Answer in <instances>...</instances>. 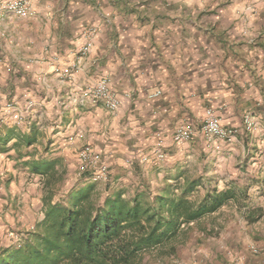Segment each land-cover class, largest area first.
I'll list each match as a JSON object with an SVG mask.
<instances>
[{
	"label": "crops",
	"instance_id": "1",
	"mask_svg": "<svg viewBox=\"0 0 264 264\" xmlns=\"http://www.w3.org/2000/svg\"><path fill=\"white\" fill-rule=\"evenodd\" d=\"M30 1L33 16L7 13L0 22V126L35 134L26 148L0 153V243L40 213L42 184L27 159L77 162L89 144L112 171L152 157L160 137L173 170L192 155L214 166L202 180L216 179L219 190L247 188L245 200H229L201 221L214 230L208 241L224 249L215 246L213 257L229 264L244 256L246 235L264 230V0H61L68 5L61 15L55 0ZM90 25L96 30L87 35ZM86 43L89 50L77 52ZM101 79L120 99L113 113L85 95ZM206 107L237 134L174 143L175 127L197 129ZM247 112L255 121L249 130ZM31 194L35 211L20 216ZM225 228L234 230L214 234ZM246 255V264H264Z\"/></svg>",
	"mask_w": 264,
	"mask_h": 264
},
{
	"label": "trees",
	"instance_id": "2",
	"mask_svg": "<svg viewBox=\"0 0 264 264\" xmlns=\"http://www.w3.org/2000/svg\"><path fill=\"white\" fill-rule=\"evenodd\" d=\"M34 137L0 126V153L26 148ZM24 165L42 184L40 213L33 228L20 229V245L0 243V264H165L191 232H208L202 220L229 200L247 198V188L219 190L185 172L156 191L138 186L129 194L100 190L88 175L62 187L56 160L29 158ZM244 217L256 219L252 212Z\"/></svg>",
	"mask_w": 264,
	"mask_h": 264
},
{
	"label": "rangeland",
	"instance_id": "3",
	"mask_svg": "<svg viewBox=\"0 0 264 264\" xmlns=\"http://www.w3.org/2000/svg\"><path fill=\"white\" fill-rule=\"evenodd\" d=\"M55 1L56 3L54 4V7L56 10V13L60 15L63 12L66 13L68 9V5L63 4L61 0H55ZM40 6H46V5L41 3ZM189 156L193 157V159L190 157L188 159H184L185 163L182 164L183 168H181L182 166L180 165L177 168L178 173L185 172L187 174H191L192 176H198L200 175V173H206V171H212V169L214 168V166L208 162H206L207 164H205L200 157L197 159V158H194L195 156H192V155H189ZM166 160L167 158L163 161L151 160V161L144 162L141 160L140 162L137 161L133 163L125 162L122 165H115L116 168L114 167L112 171L109 168L110 178L106 184L105 183H95L93 181L92 182L95 183L96 187L100 190H103L105 186L107 185V186H110L111 190L126 189L129 194L133 191V189H135L138 186L140 188L148 187L150 190L156 191L159 187H161L166 182L167 179H171L173 175L177 174L176 173L177 171H175V169L173 170L174 163L171 161L169 162L168 160L166 161ZM76 167H77L76 160L72 161L71 159H69V161H67L65 164L58 163V168L59 169L61 168L62 173L64 175L62 178V183H61L62 187L70 183L77 182L78 177L76 176ZM117 171H119V173H117ZM210 176H213V175H210ZM33 182L34 181H32V183ZM203 182L204 183L208 182L205 176H204ZM217 182L218 181L216 179H212L211 184H220L219 182L218 183ZM33 196L34 195L32 194L29 195V197L25 196V199H26L24 201L25 204L21 203L20 205L21 209L24 210V211H19L20 216L22 214L24 215V213H26L25 216H27L29 212L33 213L35 211L33 207L35 205L36 200L33 199L34 198ZM219 217L220 215L217 216V218ZM225 218H228V217L225 216ZM206 221L207 220L205 219L204 222L206 223ZM228 229L229 228H225V229H222V231L217 230L214 234L215 235L217 233L223 234L224 232L228 231ZM16 230L20 231V229H15V230H10V231H16ZM233 230L234 229L232 230L229 229L231 233ZM242 230L244 229L243 228L239 229L240 232H242ZM255 231L259 233L258 236L257 235L252 236L250 233L246 235L249 241L246 242L247 244H246L245 250L243 251L244 252L243 255L245 258L243 264L247 263L246 252L247 251L250 252L249 245L252 243L259 244L264 241V230L263 232L262 231L260 232L259 230H255ZM213 232L214 230L211 228L208 232L206 233L204 232L206 237L203 236L202 235L203 233H201L198 229L191 232L187 241L184 244L177 246V251H178L177 256L168 258L167 259L168 262L165 264H219L218 262L225 264L221 260H218L219 258L216 259L215 257H213L215 253L214 251L215 246H217V248L219 249L217 253H219L222 250L224 251V249H222L219 246V244L216 245L215 242L213 243L212 241H208L207 235ZM241 235H243V233ZM212 236L214 235L211 234V237ZM9 241L11 242V240ZM229 250L233 252L232 251L233 248ZM239 250L240 248L238 249V252H240ZM225 251L227 255L228 250H225ZM227 263L233 264L232 259L227 260Z\"/></svg>",
	"mask_w": 264,
	"mask_h": 264
},
{
	"label": "built area",
	"instance_id": "4",
	"mask_svg": "<svg viewBox=\"0 0 264 264\" xmlns=\"http://www.w3.org/2000/svg\"><path fill=\"white\" fill-rule=\"evenodd\" d=\"M10 13L18 17H30L35 13V9L30 0H0V22L4 18V15ZM95 27L90 25L85 29L87 35L95 33ZM89 50V43L80 46L77 49L79 53H86ZM159 93L156 91L150 94L149 97H154ZM88 95L93 104L100 103L109 112H115L119 105L120 99L117 95L109 88L107 80H99L94 87L85 93ZM20 121L22 117L18 118ZM18 121V120H17ZM243 128L249 130L254 127L255 121L253 116L247 112L242 117ZM238 130L236 127L222 126L220 118L216 114V111L212 107H206L200 125L197 129L187 126L178 125L175 127L172 133V141L176 144H183L190 141L194 136L200 135L206 140L211 139H230L237 134ZM160 136V135H159ZM162 141L160 137L156 148L153 150V156H144L142 161H163L167 158V154L162 149ZM88 175L89 179L95 183H107L109 181V167L103 161L100 152L94 149L93 146L85 144L81 147L77 154V167L76 176L78 178ZM33 228V226H30ZM7 237L11 240V243L18 246L22 243L23 232L22 231H8ZM250 252L264 260V241L259 244H250ZM244 256H238L233 258V264H243Z\"/></svg>",
	"mask_w": 264,
	"mask_h": 264
}]
</instances>
